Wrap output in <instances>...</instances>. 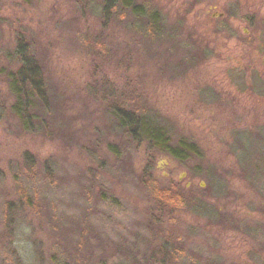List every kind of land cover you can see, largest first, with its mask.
Here are the masks:
<instances>
[{
	"label": "rangeland",
	"instance_id": "rangeland-1",
	"mask_svg": "<svg viewBox=\"0 0 264 264\" xmlns=\"http://www.w3.org/2000/svg\"><path fill=\"white\" fill-rule=\"evenodd\" d=\"M149 1L154 31L103 26L104 0H0V264H264V0ZM24 56L43 82L21 115ZM133 91L186 160L120 129ZM149 164L189 187L178 209L156 207Z\"/></svg>",
	"mask_w": 264,
	"mask_h": 264
},
{
	"label": "trees",
	"instance_id": "trees-1",
	"mask_svg": "<svg viewBox=\"0 0 264 264\" xmlns=\"http://www.w3.org/2000/svg\"><path fill=\"white\" fill-rule=\"evenodd\" d=\"M114 12L115 14L118 13L120 17L129 15L134 21L140 18H148L147 26L151 31L156 30L159 25L158 11L154 9L149 0H104L103 26L107 25L109 14ZM89 43L93 55H102L101 52L105 47V42L102 39L97 37L90 40ZM203 53L204 51L199 49L196 55L198 57L195 56V60H200L204 55ZM42 82V73L38 70L36 63L25 57L22 66L13 76V89L18 98H21L16 105L19 114H27V104H29L30 96H41ZM137 99L138 95L133 91L130 96L121 94L118 101L112 105L115 119L124 134L131 138L137 145L136 147H138L142 136H144L143 139L147 140L153 148L166 151L178 160H186L189 153H187L188 148L184 147L182 143L176 146L171 145L166 130L157 124L154 112L140 106ZM141 180L146 187L151 186L156 207L160 210H166V208L169 210L178 209L180 205L187 201L189 187L183 186L179 182H172L169 185L161 184L160 180L154 177L150 164L142 171ZM100 191L106 193L108 190L104 186H100ZM23 197L26 198L27 196L24 194ZM156 234L157 243L151 251L150 262L165 263L170 257H177L178 247H172L167 239L164 242L160 241V232ZM131 258L133 264H142L136 256Z\"/></svg>",
	"mask_w": 264,
	"mask_h": 264
}]
</instances>
